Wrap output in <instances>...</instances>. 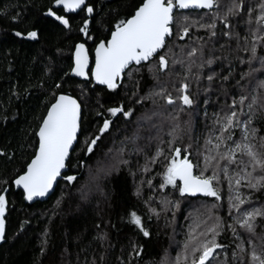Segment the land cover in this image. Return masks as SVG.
Returning a JSON list of instances; mask_svg holds the SVG:
<instances>
[{
  "label": "trees",
  "instance_id": "obj_1",
  "mask_svg": "<svg viewBox=\"0 0 264 264\" xmlns=\"http://www.w3.org/2000/svg\"><path fill=\"white\" fill-rule=\"evenodd\" d=\"M141 2L88 0L87 5H93L94 12L87 16L83 9L65 12L53 0H0V192L7 188L0 264H92L93 261L95 264H160L165 256L169 264H175L177 254L184 253L190 229L196 224L193 216L198 215L201 220L211 216L198 230V239L199 232L215 223L217 217L224 226L218 230L216 239L226 250H216L218 254L213 264H222L226 258H231L237 241L227 226L233 223L232 217L239 210L229 207L231 192L223 173H220L219 183L213 182L219 200L205 195H181L178 187L172 185L161 189L160 173L165 157L171 158L169 140L176 147L190 145L191 162L200 164L199 168H194V174L204 170L203 156L198 152L206 150V138L211 137L213 143L216 142L219 128L214 129L213 125L217 114L222 116L233 99L238 101L242 94L236 81L240 80L241 72L249 71V54L237 50L235 39L228 41L221 35L223 24L218 19L233 0H217L211 10L174 13L172 33L160 53L166 54L168 60L164 71L158 70L159 57L156 56L142 63L138 72L135 71L137 65L126 69L115 89L91 87V79L83 81L70 76L75 43L85 42L93 58L96 43L109 38L116 21L131 15ZM257 2L246 0L251 5ZM50 7L69 20V28L47 15ZM214 16L217 17V35L210 39L209 29L199 25L211 24ZM85 19L90 23L83 38L84 33L79 29ZM232 22L235 24V19ZM185 26L189 27L186 34L180 31ZM244 28L240 25L235 29L241 37ZM33 30L38 36L28 38L26 33ZM17 31L24 35L17 37ZM221 44H230L231 49L222 50ZM201 45H204V60L209 55L221 57L228 53L229 59L235 62L234 78L223 87L219 80L209 86L206 80L209 66L198 73ZM192 48L197 52L189 58L187 53ZM257 53L258 57L264 56V48L258 46ZM237 57L245 63H239ZM174 60L183 63H173ZM189 64L191 70L185 76ZM210 67L227 74V61L217 60ZM251 67L256 71L241 82L249 94L251 90L247 86L264 79L259 59L253 61ZM129 72L133 73L131 77ZM66 73L69 75L65 76ZM193 74L201 75L199 83ZM57 83H62L59 90L55 88ZM181 83L189 84L192 105L180 102ZM161 88L165 95L172 96V104H168L163 95H151ZM61 92L72 95L81 105L80 133L66 163L67 170L52 194L44 201L28 204L12 181L34 155L39 122L54 101L53 96ZM112 107L131 110L130 116L126 118L122 112L113 116L108 112ZM239 108L237 103L236 110ZM105 119L110 121V127L89 152L87 144L97 136ZM176 125L179 127L173 139L169 132ZM253 126L264 136V123L257 122ZM234 136L239 138V130H234ZM157 145L164 149V155L157 157V163L149 164L145 171L146 160L154 154ZM121 148L125 149L122 153ZM68 175L76 176V180L68 183L64 179ZM206 175H212L211 168ZM240 191L248 195L250 190L242 187ZM81 192L88 194L87 200H81ZM246 203L249 208L264 206V190H251ZM244 207L242 205L241 209ZM132 211L141 217L144 228L150 233L148 237L130 222ZM99 234L104 235L103 240L99 239Z\"/></svg>",
  "mask_w": 264,
  "mask_h": 264
},
{
  "label": "snow or ice",
  "instance_id": "obj_2",
  "mask_svg": "<svg viewBox=\"0 0 264 264\" xmlns=\"http://www.w3.org/2000/svg\"><path fill=\"white\" fill-rule=\"evenodd\" d=\"M57 6H63L65 12L80 9L85 4V0H53ZM217 4V0H142L135 7L131 15L116 21L111 31V35L106 40H100L96 43L94 54L95 63L89 64V54L83 43L77 42L72 52V66L70 73L78 77H87L86 68L91 67V79L108 89L117 87V80L121 74L128 69L133 62L137 65L135 71H140L142 61H149L150 58L159 57L158 70L167 69L168 60L166 54H160L166 46V38L171 35V25L174 22L173 12L176 9H188L190 7L198 9L211 10ZM91 14L94 12V6L88 5L83 9ZM48 16L55 17L57 21L69 28V20L64 15L57 14L51 7L47 11ZM16 19V17H13ZM187 19V18H185ZM218 19L223 24L221 35L228 41L235 39L237 50H243L248 53L249 71L240 73V80L236 81L237 86L242 89V94L237 101L233 99L232 105L221 116L217 114V119L213 128H219V134L216 135V142L212 138H206L205 151L198 152L203 156V169L199 174H194V168H199L200 164L194 165L189 157L190 145L176 147L172 140H169L168 147L171 149V158L165 157L163 171L160 173L163 180L160 188L166 185L178 187L181 195L197 193L208 197L220 199L214 181L219 183L220 173H223V179L228 181L231 195L229 197L230 209L239 210L238 214L233 216V223L227 227L236 238V245L231 250V258H226L222 264H264V206H247L250 199L251 190H264V136H260L256 127L257 122L264 123V79L256 80L255 84H249L247 87L251 94L244 90L242 81L252 76L256 69L252 68L253 61L259 59L261 67L264 68V56L257 53L258 46L264 48V0H258L255 5L246 3V0H233L227 7L223 15H218ZM235 19L234 24L232 20ZM217 17H213L211 24H200L201 28L209 29V37L215 38ZM89 19L83 21V26L79 32L87 35ZM244 25V35L235 29ZM181 33H188L189 27L180 29ZM17 37L24 34L20 31L15 32ZM28 38L35 39L38 32L28 31ZM92 39V37H88ZM183 38V37H181ZM242 42V43H241ZM231 49L230 44H221L220 48ZM203 48L201 45V63L197 65L198 73L208 67L206 80L211 86L214 81L219 80L221 87L230 82L235 71L234 61L229 59L228 53L221 57L209 55L203 59ZM197 52L192 48L187 53L189 58H193ZM217 60L227 61V74L224 71H214L212 66ZM239 63L245 61L237 57ZM183 63V61H173V63ZM149 67V71H151ZM191 64L185 72L189 74ZM69 75L68 73L65 76ZM133 75L129 72V76ZM197 83L202 79L201 75L193 74ZM63 77L61 81H63ZM62 87V83L55 85L56 90ZM188 83H181L179 100L183 105H192L193 99L188 94ZM208 89H205L207 91ZM151 95H163L168 104H172L173 98L170 94L165 95L164 89L153 92ZM145 97H142L144 99ZM54 102H51L46 114L39 122V127L35 132L38 137V146L34 149V155L27 162L26 168L18 174L12 183L23 188L24 199L31 201L34 197H43L53 187V181L61 175V170L66 168V160L70 156V148L77 138L79 120L81 116V106L78 101L70 94L63 92L53 96ZM239 103V111L236 105ZM246 108V110H245ZM108 112L113 116L122 112L124 117H129L131 110L123 111L122 108L112 107ZM175 119V117L173 118ZM110 127V121L105 119L103 125L99 127V133L87 144L89 152L93 150L94 145ZM179 125L173 127L169 132L175 139L174 133ZM234 130H239L240 136H234ZM135 139V138H133ZM163 141H161V144ZM125 149L121 148L122 153ZM139 151V149H137ZM183 153V158L181 155ZM2 154V153H0ZM164 155V149L157 145L153 155L146 160L144 170H148L149 164L157 163V157ZM127 164L128 161H122ZM232 166H235L234 168ZM212 169V175H206L207 169ZM64 179L68 183L76 180V176L68 175ZM151 183V181H148ZM249 189L248 195L241 193V188ZM81 200H87L88 194L81 192ZM244 205V209L241 206ZM6 211V195L0 192V239L5 232L4 213ZM210 211V210H209ZM130 222L143 233L145 237L150 235L149 231L143 226L141 217L135 211L129 213ZM211 216H206L203 220H197L195 226L190 229L187 240L184 243L183 255L177 254L175 264H213V258L218 254L216 250H226V246L217 242L218 230L223 229V224L219 217L216 222L207 226L203 232H199L200 238H197V232L202 224L210 220ZM260 229L259 231L257 229ZM99 239L103 240L104 235L99 234ZM135 247V246H133ZM44 249L41 248V252ZM139 255V252L135 253ZM87 264V262H86ZM95 264V261L92 262ZM160 264H169L167 257H162Z\"/></svg>",
  "mask_w": 264,
  "mask_h": 264
},
{
  "label": "water",
  "instance_id": "obj_3",
  "mask_svg": "<svg viewBox=\"0 0 264 264\" xmlns=\"http://www.w3.org/2000/svg\"><path fill=\"white\" fill-rule=\"evenodd\" d=\"M87 1H88V0H85V4L82 5L80 9H77V10H75V11H69V12H73V13H75V12H78V11H80V10L86 8V7L88 6V5H87ZM58 7L63 8L62 5H61V6H58ZM197 9H198V8H193V7H190V8H188V9H176V10H174L173 15H174V13H175L176 11L197 10ZM86 14H87V16L90 15V14L87 13V12H86ZM171 29H172V25H171ZM171 33H172V31H171ZM110 35H111V34H110ZM109 37H110V36H109ZM83 38H86V35H85V34H83ZM166 39H167V38H166ZM78 42L83 43V44L85 45V49H86V51H87L88 54H89V64H90V65H93V64L95 63L94 49H95V46H96V45L94 46L93 51H92V57H93V58H91L86 43L83 42V41H78ZM98 43H99V42H98ZM75 44H76V43H75ZM74 48H75V45H74ZM74 48H73V51H74ZM145 62H147V61H142L141 64H142V63H145ZM132 65H136V64L133 62ZM132 65H131V66H132ZM85 71L88 73V76H87V77H78V76H75L74 74H71V73H70V76H71V77H74V78H76V79H78V80L87 81V80L91 79V67L86 68ZM124 72H125V71H124ZM124 72H123V73H124ZM123 73L121 74V76L118 78L117 81H120V80L122 79ZM91 81H92L91 87H94V86H105V85H101V84H99L98 82H96V81H94V80H92V79H91ZM74 98H75V97H74ZM75 99H76V98H75ZM76 100H77V99H76ZM77 101H78V100H77ZM53 102H54V101H53ZM78 103H79V102H78ZM79 104H80V103H79ZM80 106H81V105H80ZM81 111H82V108H81ZM80 122H81V116H80V120H79V125H80ZM79 133H80V126H79V128H78L77 137H78ZM37 140H38V137H37ZM76 142H77V138H76V140H74L73 145H72V147L70 148V154H71V152H72V150H73V148H74ZM37 146H38V144H37ZM69 157H70V156H69ZM68 159H69V158H68ZM68 159L66 160V163H67ZM66 170H67V167H66L65 169H62V170H61V175L58 176V177L56 178L55 181H53V187L49 190L48 193L45 194V196H43V197H34L33 200H31V201H28V200L24 199V202H25V203H28V204H31V203H34V202H37V201H44V200H46V199L52 194V192L54 191L55 186L57 185V182H58L59 180H61V178H62V174H63ZM14 180H15V179H14ZM14 180H13V181H14ZM13 186H14L15 189H17V190H21V191L23 192V188H22V187H18V186L15 185L14 183H13ZM6 190H7V188H6L5 191H4L5 194H6ZM188 195H190V196H195V197L204 196V194H201V193H197V194H195V195H192V194H188ZM23 197H24V195H23ZM0 244H1V239H0Z\"/></svg>",
  "mask_w": 264,
  "mask_h": 264
},
{
  "label": "rangeland",
  "instance_id": "obj_4",
  "mask_svg": "<svg viewBox=\"0 0 264 264\" xmlns=\"http://www.w3.org/2000/svg\"><path fill=\"white\" fill-rule=\"evenodd\" d=\"M198 216H199V215H198ZM198 216H197V217H196V216H193V217H194L193 220H194L195 222H197L198 218L201 219V217H198ZM189 224H190V222H189Z\"/></svg>",
  "mask_w": 264,
  "mask_h": 264
}]
</instances>
